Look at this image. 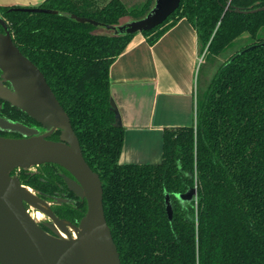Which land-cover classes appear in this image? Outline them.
<instances>
[{"label":"trees","instance_id":"obj_1","mask_svg":"<svg viewBox=\"0 0 264 264\" xmlns=\"http://www.w3.org/2000/svg\"><path fill=\"white\" fill-rule=\"evenodd\" d=\"M155 1L128 7L122 0L103 6L97 0H46L38 7L45 12L0 7V16L22 54L44 74L101 179L121 264H264V0H182L152 30L98 32H114L125 18L144 19ZM181 20L196 31L200 56L236 51L219 66L201 101L197 96L195 124L165 129L161 163L122 164L125 133L115 127L111 66L136 35L153 46ZM7 109L10 120L41 126L22 110ZM60 136L58 130L51 139ZM35 169L12 175L46 198L70 192L58 165ZM193 189L192 200L177 198ZM80 209L57 207L76 224L87 212L86 201Z\"/></svg>","mask_w":264,"mask_h":264},{"label":"water","instance_id":"obj_2","mask_svg":"<svg viewBox=\"0 0 264 264\" xmlns=\"http://www.w3.org/2000/svg\"><path fill=\"white\" fill-rule=\"evenodd\" d=\"M182 0H156L151 12L142 20L124 24L120 31L136 34L163 24ZM28 13L45 12L25 8ZM0 71L13 92L3 96L25 112L48 132L0 119V127L23 135L0 137V264H121L120 254L107 224L103 185L86 162L69 115L61 106L41 70L22 54L13 41L8 24L0 16ZM112 107L115 105L111 102ZM115 127H121L116 118ZM61 131L60 141L50 140ZM54 164L73 178L63 175L68 187L87 202V212L76 226L55 216L50 204L12 176L15 170H30ZM196 189L178 195L181 201L192 200ZM166 208L170 219L173 210L169 195ZM28 207L43 214L54 235L47 233L29 213ZM63 233L65 237L61 234Z\"/></svg>","mask_w":264,"mask_h":264},{"label":"crops","instance_id":"obj_3","mask_svg":"<svg viewBox=\"0 0 264 264\" xmlns=\"http://www.w3.org/2000/svg\"><path fill=\"white\" fill-rule=\"evenodd\" d=\"M45 1L0 0V7L38 8ZM200 58L196 31L181 20L153 46L136 35L113 63L111 102L125 133L122 164L161 163L165 129L195 124Z\"/></svg>","mask_w":264,"mask_h":264},{"label":"flooded vegetation","instance_id":"obj_4","mask_svg":"<svg viewBox=\"0 0 264 264\" xmlns=\"http://www.w3.org/2000/svg\"><path fill=\"white\" fill-rule=\"evenodd\" d=\"M3 33V32H2ZM6 91H11L13 92V88L12 86L10 85V83H8L7 81H5L4 77H3V74L2 72L0 71V119H3V120H6L10 123H18V122H14L12 120H10L8 117H6V111H8L7 109V105L10 106V108H16L17 110H19L17 107H15L12 103H10L4 96H3V93H5ZM3 111V112H2ZM18 124H21V125H24L28 128H31V129H34L36 130L37 134L38 135H43V134H46L48 132L47 129L41 127V126H38L37 124L33 123V122H29L28 124H22V123H18ZM0 133L2 134V136L0 137H5V138H8V136L11 138V137H15V138H22L23 135L20 134V133H17V132H14V131H10V130H5L3 128L0 127ZM56 132H54L52 134V136L50 137V140H52L51 138L53 137V135L55 134ZM54 141V140H53ZM36 168V167H35ZM35 168H32L30 170H26V171H32V172H37ZM63 169V168H62ZM64 170V169H63ZM16 171V170H15ZM21 171V170H19ZM65 173H61L60 175L63 176V175H66L67 177H70V178H73L66 170H64ZM14 172V171H13ZM12 172V173H13ZM12 176H15V177H18L19 176L17 175H12ZM63 178V177H62ZM20 180V178H19ZM65 181V180H64ZM21 182V180H20ZM66 183V182H65ZM22 184V183H21ZM23 185V184H22ZM67 185V184H66ZM25 186V185H23ZM27 187V186H25ZM68 187V185H67ZM68 190L70 192H64V193H57L56 196H52L51 198H46V197H43L41 196L40 193H38V196L41 197L42 199H44L47 203L50 204V207L53 211V213L55 214V216L61 220H65V221H68L70 223H72L73 225H78L76 224L74 221L72 220H69L65 217L62 216L61 212H59L57 210V207L61 206V205H64V204H68V205H72L74 208L78 209V210H81L80 209V205L83 204L85 202V200L79 198L69 187H68ZM71 193L73 194V197H71ZM28 208V206H27ZM29 210V209H28ZM36 214V213H35ZM35 214H34V219H35ZM50 223V221L48 219H45V221L43 222H40V226L43 230H45L47 233L51 234V235H54L53 232L51 231V229L47 226L48 224ZM63 236H65L63 233H61Z\"/></svg>","mask_w":264,"mask_h":264},{"label":"rangeland","instance_id":"obj_5","mask_svg":"<svg viewBox=\"0 0 264 264\" xmlns=\"http://www.w3.org/2000/svg\"><path fill=\"white\" fill-rule=\"evenodd\" d=\"M109 1L110 0H97V2L99 3L100 6H103L104 4H106ZM122 1L124 3H126L127 5H133L134 3H137L141 0H122ZM128 22H130L129 18L123 19L121 22L122 25L117 27V29L114 32H108L104 28H100L98 32L99 33H106V34H112V33L124 34V33H121L120 29L123 26V24H126ZM247 38H248L247 36L244 37V39H247ZM241 46L239 45L238 48ZM235 51L230 50L218 58H214L211 56H205V55L201 56L198 67H197L196 76H195V78H196V81H195V83H196V105H197V96H199V100L201 101L203 94H205V92L207 91L208 85L211 82L212 78L214 77L219 66L222 63H224ZM28 188L31 189L34 194L38 195V193L35 189H33L31 187H28ZM28 209H29V213L34 218V214L37 212H35V210L30 208V207H28ZM43 217H44V219L41 221L36 220V218H35V220L40 224V222H43V221H45V219H47L44 215H43Z\"/></svg>","mask_w":264,"mask_h":264},{"label":"bare ground","instance_id":"obj_6","mask_svg":"<svg viewBox=\"0 0 264 264\" xmlns=\"http://www.w3.org/2000/svg\"><path fill=\"white\" fill-rule=\"evenodd\" d=\"M35 218H36V220H38V221H41V220L44 219L43 214H41L40 212H37V213L35 214ZM64 237H65V236H64Z\"/></svg>","mask_w":264,"mask_h":264}]
</instances>
